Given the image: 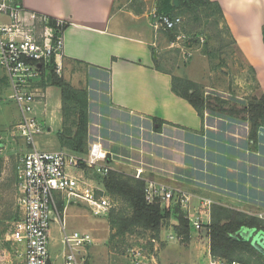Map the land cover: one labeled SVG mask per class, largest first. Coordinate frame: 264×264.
Listing matches in <instances>:
<instances>
[{
    "label": "crops",
    "instance_id": "1",
    "mask_svg": "<svg viewBox=\"0 0 264 264\" xmlns=\"http://www.w3.org/2000/svg\"><path fill=\"white\" fill-rule=\"evenodd\" d=\"M212 1L220 5L233 45L253 69L260 92H263L264 0ZM149 2L152 3L151 9ZM22 4L27 11L64 22L62 63L71 61L85 65L86 78L94 75L92 72L95 68L108 71L105 91L109 104L114 108L128 110L140 117H159L188 130L184 133L183 143L186 147V144L190 145V151L185 148H164L163 155H158L152 150L137 152L138 159H145L142 163L138 160L137 166L142 167L143 171H146V168L149 174L144 172L142 175L148 179L152 176L150 179L152 181H161L165 177L177 180L179 189L176 192L188 196L186 204L189 210L193 208L192 212L187 213L190 224L197 220L205 226L203 233L205 247L194 238L198 231L190 232L189 242L184 246L176 235L173 238L164 236L165 233L168 235L174 233L172 225L175 221H170L169 229L162 228L159 233L169 238L168 241L165 240L166 247H175L179 252H182L179 248L184 247L187 252L189 250L192 253H199L197 254L201 260L199 264L208 263L211 256L206 226L210 222V214L202 205L201 198L214 196L234 200L235 204L241 206L244 204L255 206L249 207L248 210L258 209L257 204L264 203V183L259 182L263 179L264 173V153L261 152V148H264V129L259 131L255 141L251 140L248 122L219 117L208 111L204 112L202 119L185 99L173 93L171 74L166 72L168 69L163 67L161 61L162 70H157L153 61L154 51L158 54V49L161 48L152 24V13L157 8V0H22ZM146 24L152 26V34L149 33ZM161 39L163 40V37ZM175 43L187 63L189 59L185 54L190 53L189 57L193 56L191 45L180 44L179 40ZM198 54L205 59L208 58L212 63V57L208 54ZM215 67L212 69L217 70ZM175 75L188 78L186 75ZM98 79L100 77L96 79L92 77L87 81L99 84L101 81ZM218 81L197 82L203 85L205 91L209 89L231 96L235 91L241 90L247 95L245 88L239 89L237 86L225 88L223 81ZM51 86L54 85L44 87L36 103L42 102L41 98L45 97ZM59 108L61 109V97ZM201 130L209 134L203 136L202 158L196 156L199 150L195 148L198 147L195 146L198 142L195 133ZM184 170L187 175L182 174ZM72 205L79 206V203ZM57 222L60 224V220ZM14 245L19 249L18 245ZM201 247L203 249H200Z\"/></svg>",
    "mask_w": 264,
    "mask_h": 264
},
{
    "label": "rangeland",
    "instance_id": "2",
    "mask_svg": "<svg viewBox=\"0 0 264 264\" xmlns=\"http://www.w3.org/2000/svg\"><path fill=\"white\" fill-rule=\"evenodd\" d=\"M130 3L132 4L133 1ZM142 4L143 2L140 6ZM149 4V8L151 9L152 3L149 2ZM156 11L158 13L157 8ZM207 11H209L207 8H189L183 6L171 13L180 15L182 18V24L178 29L175 40L179 34L181 36L179 40L180 44H191L193 56L188 57L189 60L187 63L182 53L178 50L176 43L171 46V42L163 41L166 35L164 31H161V27L154 28L157 33V41H159V44L161 43V48L158 49V55L161 58L163 67L175 74L182 76L186 75L196 82L211 83L219 80L220 82L223 81L225 88L236 86L239 87V89L245 88L244 90L247 95L243 94L241 90L238 92L235 91L231 96H226L212 90L210 91L209 89L205 91V93L214 92L225 98L233 97L235 99H248L252 95L260 96L262 92H260V87L256 81L254 71L248 65L242 53L233 45L232 38L224 25V21L220 20L218 23L215 17H207ZM146 26L149 33L152 34V26L150 25L149 27L147 24ZM161 37H163V40ZM204 52L210 53L212 63L208 58L205 59L198 54ZM212 64L213 67L216 66L215 68L217 70L212 69ZM51 71H53V69ZM51 71L49 70L35 82L34 89L36 92L40 93L37 99H40L41 92L44 89L42 85H51L49 84ZM56 74L58 78L68 82L74 87H86L87 89L90 120L89 146L92 142L100 140L107 151L116 155L110 154L111 157H114L111 158L113 167H119L129 174H135L136 169H141L142 167L137 166L138 160L142 163L145 162V159H138L137 152H143V148L146 146L143 140L145 129L142 127L139 128L140 133H136L133 138H130V142L129 138L126 139L128 134L123 130V124H121L120 121H118V124H114L111 120L112 114L115 113L110 107L114 106L109 104V99L105 91L106 87L102 86V79H98V81H101L99 84L95 81L88 82L86 78L87 68L85 65H79L71 61L62 63L60 73ZM102 78L104 77L102 76ZM10 93L6 72L4 69L0 68V264H14L17 260L15 254L16 247L10 240V233L13 228L15 215L17 214L16 198L18 188L16 181V165L21 154L28 150L25 141L19 136L18 130L15 128L21 115L15 101L9 97ZM41 100V103H35V110L32 112V115L43 126V132L34 136L36 149L44 151L61 149L71 152L67 147H61L58 141V132L61 127L59 87H55L54 85L48 88L45 97L41 98ZM109 105L110 107L105 109ZM141 117L144 118V116ZM115 125L116 128H113ZM131 127L135 130L134 126ZM134 130L130 131V133L132 134L135 132ZM239 131H241V129ZM102 133L105 134L106 138H103L104 134ZM117 137L120 139L111 141L112 138L115 139ZM137 139H139L138 143H136ZM150 140H154L152 136ZM122 141H128L130 146H123L120 144ZM137 147H140V150L137 149ZM143 170L142 168L139 177H141L144 172L147 175L149 174L146 168V171ZM182 174L187 175L185 170ZM262 176L263 179L258 181L264 183V173H262ZM91 177L95 182L97 181L100 183L98 175L94 174ZM152 182L170 187L175 190V192L179 189V182L170 177H165L161 181L153 180ZM180 196L178 192L174 193V200L170 202L169 207L173 209L176 204H179L182 211L187 215V213L189 214V212L193 211V208L189 210L188 204L184 203V205H182L183 202L180 200ZM110 198L114 202L115 198L111 195ZM207 198L212 202L211 206L215 203L236 206L240 210L256 214L264 219V203L257 204L259 206L258 209L252 210L255 206L249 204L241 206L235 204L234 200H227L226 198L221 199L214 196ZM82 204L83 203L80 204L79 202V206L69 205L65 211V220L68 231H88L93 236V244L86 248V260L91 264H199V261H201L197 255L199 253H192L189 250L187 252V250L185 251V249H183L184 247L179 248L182 252H179L175 247H166L165 240L168 241L169 238H165L161 235L157 237V234L152 230L136 226L132 228V230L124 232L123 234H118V223H112L111 219L113 217L111 218L109 216V211L104 215L94 216L88 206ZM115 205L116 211L113 213L114 217L120 215L122 210L128 212L126 204L122 203L120 200H115ZM211 206L210 209L206 206L209 214L211 213ZM161 207L166 209L167 206L162 204ZM249 207L253 208L248 210ZM187 217L189 219L188 215ZM170 221H175L176 223V218L173 213L169 216V222ZM193 222L194 221L190 224V232L196 233V231H198V234H196L194 238H197V243L201 242L200 245L205 247V241L203 242L205 237L203 234L205 226L201 225V228L197 229ZM166 228L169 229V225L163 227V230ZM173 234V236L176 235L175 233ZM165 235L168 236V233H165L164 236ZM61 238L60 224L54 220L51 223V239L49 244V250L54 264H63L62 254L64 245ZM175 240L177 239L175 238ZM180 242L185 246L189 241ZM18 247L23 251L22 245L19 244ZM203 247L200 249H203ZM192 251L195 252V250ZM245 259L249 260L248 256L245 255ZM245 264H255V262L253 260L250 262L245 261Z\"/></svg>",
    "mask_w": 264,
    "mask_h": 264
},
{
    "label": "built area",
    "instance_id": "3",
    "mask_svg": "<svg viewBox=\"0 0 264 264\" xmlns=\"http://www.w3.org/2000/svg\"><path fill=\"white\" fill-rule=\"evenodd\" d=\"M152 17L154 28L179 29L182 24L180 16L157 13L156 10ZM63 25L62 20L55 19L51 23L47 16L27 11L22 0H0V68L7 75L9 97L20 111L21 117L15 128L28 147L16 165L17 216L10 240L22 245L23 251L15 249L17 260L14 264H54L49 250L54 220H60L63 264H91L86 260V248L93 244V236L88 231L67 230L66 208L80 202L96 216L106 214L115 205L102 181L96 183L91 177L106 175L112 168L100 140L92 142L83 156L61 149L37 150L34 144V136L43 132V126L32 115L40 95L34 85L49 70L59 74L62 69ZM180 38L178 34L176 40ZM185 55L189 57L190 53ZM141 172L136 169L135 177ZM174 193L170 187L149 181L144 198L147 202L157 199L168 208ZM180 195L184 205L188 196ZM201 200L202 205L210 209V199ZM193 224L195 228H201L199 221ZM168 237L173 238V235ZM207 264L245 263L211 257Z\"/></svg>",
    "mask_w": 264,
    "mask_h": 264
},
{
    "label": "trees",
    "instance_id": "4",
    "mask_svg": "<svg viewBox=\"0 0 264 264\" xmlns=\"http://www.w3.org/2000/svg\"><path fill=\"white\" fill-rule=\"evenodd\" d=\"M179 5L175 7L172 0H158V13H165L171 16H180L171 14L172 11L178 10L183 6L187 7H202L207 8V17H215L218 20L224 21V14L220 5L212 0H178ZM50 22L55 19L48 17ZM225 25V23H224ZM226 29L227 26L225 25ZM64 28V25H63ZM164 39L166 42L175 40L178 29H164ZM228 31V29H227ZM229 33V32H228ZM262 37L264 42V24L262 25ZM186 44V43H185ZM190 44V43H188ZM191 45V44H190ZM193 45V44H192ZM155 48L153 47V51ZM204 54L210 53L204 52ZM154 65L157 70H162L161 59L157 54L154 57ZM95 71V72H94ZM171 74V90L174 94L185 99L203 119L204 112L208 111L210 114L219 117H225L233 120L246 121L249 124V139L256 140L257 135L261 129H264V91L260 96L252 95L248 99H235L233 97L225 98L216 93H205L204 87L201 83L172 74L171 71H166ZM92 77H100L102 79V86L107 88L108 71L103 69H93ZM102 76L104 78H102ZM90 78L87 77L88 81ZM104 79V80H103ZM105 81V82H104ZM91 82V81H90ZM60 89L61 97V127L58 132V141L61 147H67L71 152L83 156L88 152L89 147V113H88V93L86 87L77 88L68 82L58 78L53 71L50 73V83ZM43 88L45 84L42 85ZM106 107L105 109H108ZM115 114H112V122L118 124L121 122L124 126V131L128 134L127 138H133L134 135L139 134V128H144V152L152 150L158 155H163V149H190V145H184L185 131L188 130L168 122L164 119L155 116H147L141 118L137 114H133L128 110L110 107ZM121 116V117H120ZM131 126H134L135 130ZM165 126H169L165 128ZM116 128V125L115 127ZM134 130L132 134L130 131ZM111 132V131H110ZM150 133V134H149ZM104 134V133H102ZM196 134V135H195ZM198 142L195 143L198 154L196 156L202 158L203 136L205 134L202 130L195 133ZM110 135V134H109ZM154 140H150L151 136ZM109 137V136H108ZM103 138H106L105 134ZM120 138H112L111 141L119 140ZM125 139V138H123ZM192 139H194L192 137ZM110 141V139H109ZM129 142H120L125 147L130 146ZM139 139L136 140V143ZM185 146V147H184ZM117 148V147H116ZM136 148V147H135ZM138 148V147H137ZM146 148V149H145ZM153 148V149H152ZM264 148L261 152L264 153ZM115 154L107 151L106 160L112 166L111 155ZM114 158V157H113ZM184 160V158H180ZM152 175V174H151ZM102 184L106 189V193L111 195L117 201L126 204L128 212L122 210L117 217L113 216L116 205L109 210V216L112 218L113 224L118 223V234H123L132 228L139 226L144 229L152 230L159 236L160 230L169 225V216L171 213L176 218V223L172 225L174 233L180 237L182 242H188L190 238V222L189 219L176 204L173 209L168 207L163 209L160 202L155 199L152 202H147L144 198L145 187L152 179L146 176L135 177V174H129L121 170L119 167H113L106 175H98ZM263 177V176H262ZM243 182V180L241 181ZM114 200V202H115ZM113 201V200H112ZM17 215H15L16 218ZM243 227L256 228L264 231V219L253 213L240 210L237 207L215 203L211 206L210 222L206 226L207 236L209 238V252L213 259H219L226 262L240 261L250 262L253 260L255 264H264V256L255 249L249 241L238 239L235 234ZM245 255L248 259H245Z\"/></svg>",
    "mask_w": 264,
    "mask_h": 264
},
{
    "label": "water",
    "instance_id": "5",
    "mask_svg": "<svg viewBox=\"0 0 264 264\" xmlns=\"http://www.w3.org/2000/svg\"><path fill=\"white\" fill-rule=\"evenodd\" d=\"M172 4L177 7L179 5L178 0H172ZM157 56L154 51V57ZM235 236L240 240L249 241L250 244L257 249L264 256V231L257 230L256 228L243 227Z\"/></svg>",
    "mask_w": 264,
    "mask_h": 264
}]
</instances>
